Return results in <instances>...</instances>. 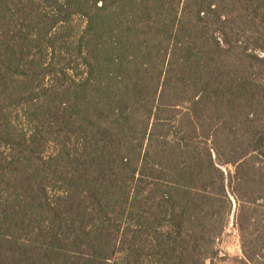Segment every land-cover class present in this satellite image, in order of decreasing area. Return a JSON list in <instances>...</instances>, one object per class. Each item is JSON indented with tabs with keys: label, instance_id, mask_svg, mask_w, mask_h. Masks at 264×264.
I'll return each mask as SVG.
<instances>
[{
	"label": "trees",
	"instance_id": "trees-1",
	"mask_svg": "<svg viewBox=\"0 0 264 264\" xmlns=\"http://www.w3.org/2000/svg\"><path fill=\"white\" fill-rule=\"evenodd\" d=\"M220 261L264 264V0H0V264Z\"/></svg>",
	"mask_w": 264,
	"mask_h": 264
},
{
	"label": "rangeland",
	"instance_id": "rangeland-1",
	"mask_svg": "<svg viewBox=\"0 0 264 264\" xmlns=\"http://www.w3.org/2000/svg\"><path fill=\"white\" fill-rule=\"evenodd\" d=\"M237 235L232 231V229H228L226 234L223 236L221 241L218 244V248L223 253L227 254L230 258L240 257V248L239 241ZM218 264H234L232 261H220Z\"/></svg>",
	"mask_w": 264,
	"mask_h": 264
}]
</instances>
